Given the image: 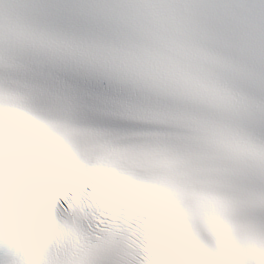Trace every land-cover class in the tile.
<instances>
[{
  "label": "snow or ice",
  "instance_id": "6c2138e0",
  "mask_svg": "<svg viewBox=\"0 0 264 264\" xmlns=\"http://www.w3.org/2000/svg\"><path fill=\"white\" fill-rule=\"evenodd\" d=\"M0 264H264V0H0Z\"/></svg>",
  "mask_w": 264,
  "mask_h": 264
}]
</instances>
